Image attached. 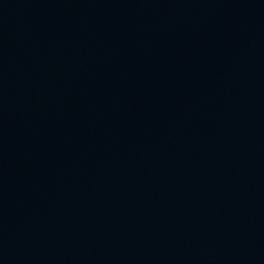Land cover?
I'll return each instance as SVG.
<instances>
[{
  "label": "water",
  "instance_id": "95a60500",
  "mask_svg": "<svg viewBox=\"0 0 264 264\" xmlns=\"http://www.w3.org/2000/svg\"><path fill=\"white\" fill-rule=\"evenodd\" d=\"M0 264H264V0H0Z\"/></svg>",
  "mask_w": 264,
  "mask_h": 264
}]
</instances>
